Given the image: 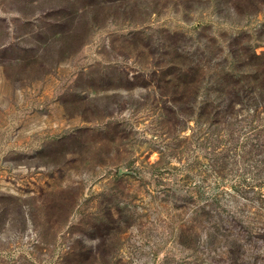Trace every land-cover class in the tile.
<instances>
[{
	"label": "rangeland",
	"instance_id": "obj_1",
	"mask_svg": "<svg viewBox=\"0 0 264 264\" xmlns=\"http://www.w3.org/2000/svg\"><path fill=\"white\" fill-rule=\"evenodd\" d=\"M249 1L0 0V264H231L207 229L264 227L253 191L229 189L252 161L189 141L163 71L189 38L252 40L264 6ZM252 237L233 264H264Z\"/></svg>",
	"mask_w": 264,
	"mask_h": 264
},
{
	"label": "trees",
	"instance_id": "obj_2",
	"mask_svg": "<svg viewBox=\"0 0 264 264\" xmlns=\"http://www.w3.org/2000/svg\"><path fill=\"white\" fill-rule=\"evenodd\" d=\"M258 1L259 5L264 6V0ZM257 4L258 2H252L250 5L254 7V14L260 15L262 12L256 7ZM245 35L247 34L242 31L225 37L223 47L217 40L198 45L193 42V38H189V54L182 52L180 48H172L166 53L173 61L172 65L170 62L163 73L178 80L176 83L181 85L180 93L183 98L187 96L189 141L202 139L210 147L212 145V153L216 156L221 152L238 149L241 155L236 153V156L243 163L252 161L251 170L237 174V180L230 184L229 189L238 193L249 188L256 195L257 201L264 205V176H261V167H264V124L257 121L259 115L264 114V20L258 23L254 35H251L252 40ZM258 48H261L259 52ZM185 62H189V65ZM181 94L180 97L173 98V101L180 102ZM244 129H248V132H243ZM239 137L242 139L240 142ZM251 141L254 143L251 147L258 151L254 160V155L246 151ZM216 163L213 168L218 171L221 166ZM248 174L251 179L246 177ZM223 182L221 180L219 184L222 185ZM198 192L195 190L190 193L194 196L193 193ZM201 194L205 195V192ZM204 195V206L197 208L211 220L214 216L211 214L212 205L209 200L216 196ZM260 208L264 209L262 206ZM208 229L209 234L220 232V239L224 241L223 249L227 260H232L231 264L236 263L244 250H260L255 247L260 241L254 238V244L252 236L264 241V227L252 232L250 227H246L244 222L236 221L233 216L220 217L217 222L214 220Z\"/></svg>",
	"mask_w": 264,
	"mask_h": 264
}]
</instances>
